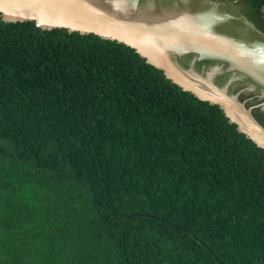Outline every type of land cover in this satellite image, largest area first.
I'll return each instance as SVG.
<instances>
[{
  "label": "trees",
  "instance_id": "16d2710c",
  "mask_svg": "<svg viewBox=\"0 0 264 264\" xmlns=\"http://www.w3.org/2000/svg\"><path fill=\"white\" fill-rule=\"evenodd\" d=\"M0 264H264V150L132 48L0 16Z\"/></svg>",
  "mask_w": 264,
  "mask_h": 264
},
{
  "label": "water",
  "instance_id": "95a60500",
  "mask_svg": "<svg viewBox=\"0 0 264 264\" xmlns=\"http://www.w3.org/2000/svg\"><path fill=\"white\" fill-rule=\"evenodd\" d=\"M0 16L132 48L264 150V0H0Z\"/></svg>",
  "mask_w": 264,
  "mask_h": 264
}]
</instances>
